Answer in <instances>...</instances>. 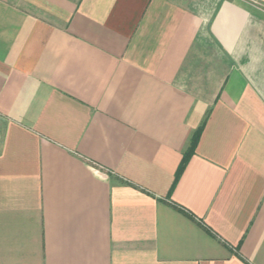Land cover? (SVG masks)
I'll use <instances>...</instances> for the list:
<instances>
[{
    "label": "crops",
    "instance_id": "obj_1",
    "mask_svg": "<svg viewBox=\"0 0 264 264\" xmlns=\"http://www.w3.org/2000/svg\"><path fill=\"white\" fill-rule=\"evenodd\" d=\"M0 264H264V0H0Z\"/></svg>",
    "mask_w": 264,
    "mask_h": 264
},
{
    "label": "trees",
    "instance_id": "obj_2",
    "mask_svg": "<svg viewBox=\"0 0 264 264\" xmlns=\"http://www.w3.org/2000/svg\"><path fill=\"white\" fill-rule=\"evenodd\" d=\"M199 137H200V130H198L192 137L191 139V145H190V148L189 150L185 153L183 159H182V162L180 164V167L178 169V173H177V177L179 176V174L181 173V171L183 170L185 164L187 163L189 157L192 155L196 145H197V142L199 140Z\"/></svg>",
    "mask_w": 264,
    "mask_h": 264
}]
</instances>
